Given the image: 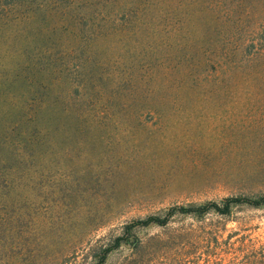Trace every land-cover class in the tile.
Segmentation results:
<instances>
[{"label": "rangeland", "instance_id": "374dc122", "mask_svg": "<svg viewBox=\"0 0 264 264\" xmlns=\"http://www.w3.org/2000/svg\"><path fill=\"white\" fill-rule=\"evenodd\" d=\"M64 1L0 0V124L45 116L1 164L0 264H97L124 235L103 264H236L264 248V206L125 233L176 205L264 195V86L224 67L264 26V0H76L75 20ZM33 63L52 74L4 89Z\"/></svg>", "mask_w": 264, "mask_h": 264}, {"label": "trees", "instance_id": "16d2710c", "mask_svg": "<svg viewBox=\"0 0 264 264\" xmlns=\"http://www.w3.org/2000/svg\"><path fill=\"white\" fill-rule=\"evenodd\" d=\"M74 1L76 0H65L66 6L64 16H67L70 19H74L72 14L74 8ZM51 2V1H50ZM71 9V10H67ZM71 11L66 13L65 11ZM76 19V18H75ZM74 19V20H75ZM228 60L224 67H226L229 77L231 73L239 72L242 74L243 84L251 86L252 89L261 90L264 86V26L253 32L248 38H246L241 44L231 47L228 50ZM16 70L12 78L8 77L7 80L2 82L5 90H10L13 86H19L22 88H35L41 85L42 79L45 75H51V68H43L40 66V63H33L25 70ZM60 72L56 74L59 75ZM2 76V75H1ZM11 79V80H10ZM229 83H240L239 80L236 82L234 78L231 77ZM250 89V88H245ZM251 90V89H250ZM254 97H260L255 95ZM264 97V96H263ZM40 112H42L39 107ZM6 117L4 122L0 124V168H3L1 164H6V162L19 163V156L21 151L19 148L22 145H29L32 142L31 137H35L37 133L38 126L44 122L45 116L41 115L40 120H35L32 124L26 123L22 119H19V114H15L13 110H8L2 113ZM41 125H44L43 123ZM14 131L17 134H14ZM19 134V135H18ZM31 140V141H30ZM19 147V148H17ZM15 148L18 149L17 158H11L15 153ZM238 205H248L251 207H261L264 206V195L258 196H228L223 198L220 202L216 201H207L202 204L197 205H188V206H173L166 213L165 216H147L144 219L137 220L128 226H126L125 233L129 236L128 233L134 228L138 227H149V226H166L172 216L175 214H186L193 216H203L209 212H214L218 215L226 216L231 212V209L234 206ZM127 239V237L121 236L117 237L114 241V244L110 247H107L102 250L101 254L98 257L97 264H103L106 257L113 251V249L122 245V241ZM264 249V248H262ZM260 250L253 251V254H246L242 256L241 262L236 264H264V251Z\"/></svg>", "mask_w": 264, "mask_h": 264}]
</instances>
